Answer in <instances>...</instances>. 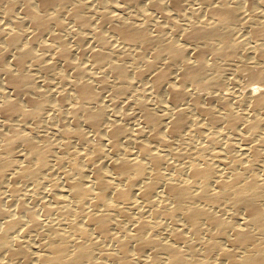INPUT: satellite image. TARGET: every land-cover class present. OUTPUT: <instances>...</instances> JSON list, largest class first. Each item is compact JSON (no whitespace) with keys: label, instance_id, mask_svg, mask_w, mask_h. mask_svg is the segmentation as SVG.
<instances>
[{"label":"bare ground","instance_id":"1","mask_svg":"<svg viewBox=\"0 0 264 264\" xmlns=\"http://www.w3.org/2000/svg\"><path fill=\"white\" fill-rule=\"evenodd\" d=\"M0 264H264V0H0Z\"/></svg>","mask_w":264,"mask_h":264}]
</instances>
